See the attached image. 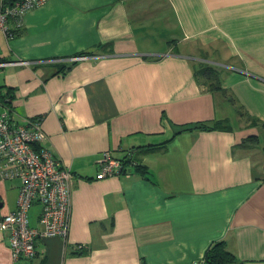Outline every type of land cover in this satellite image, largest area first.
<instances>
[{
    "label": "crops",
    "instance_id": "1",
    "mask_svg": "<svg viewBox=\"0 0 264 264\" xmlns=\"http://www.w3.org/2000/svg\"><path fill=\"white\" fill-rule=\"evenodd\" d=\"M0 63V112L72 173L67 238L14 260L0 231V264L204 263L218 241L264 264V0H48L0 30ZM19 186L0 175V220Z\"/></svg>",
    "mask_w": 264,
    "mask_h": 264
},
{
    "label": "built area",
    "instance_id": "2",
    "mask_svg": "<svg viewBox=\"0 0 264 264\" xmlns=\"http://www.w3.org/2000/svg\"><path fill=\"white\" fill-rule=\"evenodd\" d=\"M47 1L18 0L5 7L0 12V30L8 31L9 19L21 25L25 13ZM86 58L76 56L72 61ZM45 139L38 120L16 125L8 109L0 112V175L4 179L20 181L15 209L0 220V231L9 234L14 260L33 259L39 238L66 239L69 233L72 173L70 169L60 167L54 154L42 146ZM122 175H129L123 160L104 152L95 179ZM35 202L41 205V230L32 229L28 224V213Z\"/></svg>",
    "mask_w": 264,
    "mask_h": 264
},
{
    "label": "trees",
    "instance_id": "3",
    "mask_svg": "<svg viewBox=\"0 0 264 264\" xmlns=\"http://www.w3.org/2000/svg\"><path fill=\"white\" fill-rule=\"evenodd\" d=\"M18 0H3V5L0 7V12L2 9L5 7L12 6L15 2ZM12 20L9 19L8 23L11 22ZM215 72H212L211 69L204 70V71H198L196 75L203 76L204 78H210L214 79L215 78ZM2 89V90H1ZM11 89H5L3 87H0V99L2 100L3 103L7 105L8 101V94L10 93ZM192 127V126H191ZM216 128V126H212ZM193 128H199L202 130H209L210 127L207 126L206 124L198 123L195 124ZM213 128V129H214ZM156 147H153L151 149H154ZM132 153L129 151L126 153L125 157L123 158V162L125 166L127 164L129 165H135L138 167V163L132 159ZM127 158V161L125 160ZM233 261L232 255L225 249V244L222 241H218L215 244L211 245L209 249L206 251V254L204 256V263L203 264H223L225 262H230Z\"/></svg>",
    "mask_w": 264,
    "mask_h": 264
},
{
    "label": "rangeland",
    "instance_id": "4",
    "mask_svg": "<svg viewBox=\"0 0 264 264\" xmlns=\"http://www.w3.org/2000/svg\"><path fill=\"white\" fill-rule=\"evenodd\" d=\"M34 210V209H33ZM33 210H32V212H33Z\"/></svg>",
    "mask_w": 264,
    "mask_h": 264
}]
</instances>
